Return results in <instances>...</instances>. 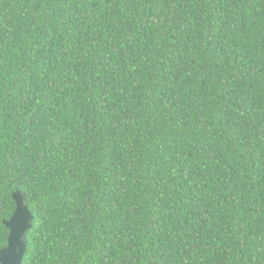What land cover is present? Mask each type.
I'll list each match as a JSON object with an SVG mask.
<instances>
[{
    "label": "trees",
    "instance_id": "obj_1",
    "mask_svg": "<svg viewBox=\"0 0 264 264\" xmlns=\"http://www.w3.org/2000/svg\"><path fill=\"white\" fill-rule=\"evenodd\" d=\"M21 264H264V0H0V249Z\"/></svg>",
    "mask_w": 264,
    "mask_h": 264
},
{
    "label": "water",
    "instance_id": "obj_2",
    "mask_svg": "<svg viewBox=\"0 0 264 264\" xmlns=\"http://www.w3.org/2000/svg\"><path fill=\"white\" fill-rule=\"evenodd\" d=\"M15 210L4 221L9 231L7 246L0 249V264H21L27 246L26 230L31 227L32 215L24 203V196L14 192Z\"/></svg>",
    "mask_w": 264,
    "mask_h": 264
}]
</instances>
